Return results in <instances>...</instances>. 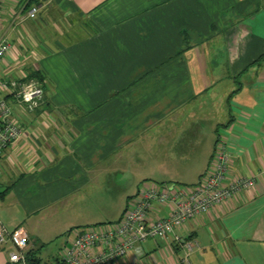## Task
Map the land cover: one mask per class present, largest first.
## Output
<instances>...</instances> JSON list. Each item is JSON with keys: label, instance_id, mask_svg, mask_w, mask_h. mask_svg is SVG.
<instances>
[{"label": "crops", "instance_id": "crops-1", "mask_svg": "<svg viewBox=\"0 0 264 264\" xmlns=\"http://www.w3.org/2000/svg\"><path fill=\"white\" fill-rule=\"evenodd\" d=\"M1 6L0 39L12 48L0 76L39 71L45 94L0 154V228L23 229L26 252L52 264L58 255L45 261L41 247L119 220L140 182L196 184L220 139L227 181L254 184L179 229L198 244L188 261L155 237L109 264H264V0ZM169 212L154 203L148 216ZM8 250L0 264H11Z\"/></svg>", "mask_w": 264, "mask_h": 264}, {"label": "built area", "instance_id": "built-area-1", "mask_svg": "<svg viewBox=\"0 0 264 264\" xmlns=\"http://www.w3.org/2000/svg\"><path fill=\"white\" fill-rule=\"evenodd\" d=\"M2 3L3 0H0V13ZM37 11L38 7L32 6L27 16L33 18ZM11 48L9 41L0 39V68ZM27 74L17 71L14 77L9 74L0 76V154L21 135L20 115L34 112L43 102L44 83L36 78L26 79ZM7 98L13 101V106ZM227 147L224 140L216 142L209 165L196 184L156 183L143 186L128 202L119 220L104 223V226L77 227L74 237H68L57 254L60 261L63 264H109L124 257L136 243L142 244L155 237L171 238L183 250V260L188 261L198 244L195 239L181 235L179 229L190 219L209 212L254 184V179L247 177L227 181L226 174L231 163ZM154 203L168 206L169 215L150 219L148 213ZM6 244L11 249L7 251L11 264H29L25 257L28 235L23 229L8 231L1 227L0 246L5 247Z\"/></svg>", "mask_w": 264, "mask_h": 264}, {"label": "rangeland", "instance_id": "rangeland-1", "mask_svg": "<svg viewBox=\"0 0 264 264\" xmlns=\"http://www.w3.org/2000/svg\"><path fill=\"white\" fill-rule=\"evenodd\" d=\"M156 183H158V182L153 181V180H144V181L140 182L139 189H141V187H143V186H151V185L156 184ZM178 184H180V183H178ZM0 190H2V188H0ZM104 223H107V222H104V221L93 222L90 224H85V225L80 226V227H86L89 225L104 226ZM76 229H77V227H73L71 229L72 230L71 234L67 237H74V235L76 233V231H75ZM65 239H66V237H63V235H62L60 238L56 239V241L49 243L44 247H41L40 253L38 255L41 256L42 259L45 261L49 260V261L53 262L55 259V256H57V254H58V249L62 248V246H63V243H61V242H63Z\"/></svg>", "mask_w": 264, "mask_h": 264}, {"label": "trees", "instance_id": "trees-1", "mask_svg": "<svg viewBox=\"0 0 264 264\" xmlns=\"http://www.w3.org/2000/svg\"><path fill=\"white\" fill-rule=\"evenodd\" d=\"M29 78H36L37 80L41 81L42 83L44 82L42 80L43 79L42 74L39 71H32V72L28 73L26 79H29ZM24 80H25V78H24ZM25 257H27L29 264H42L41 259L37 258L35 256V253H33V252H32V254H31V252H26ZM52 264H63V263L60 261L59 258H57L55 260V262Z\"/></svg>", "mask_w": 264, "mask_h": 264}]
</instances>
